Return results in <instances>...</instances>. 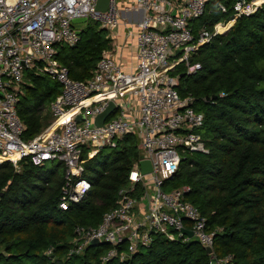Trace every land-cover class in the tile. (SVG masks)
I'll return each mask as SVG.
<instances>
[{
  "label": "built area",
  "instance_id": "built-area-1",
  "mask_svg": "<svg viewBox=\"0 0 264 264\" xmlns=\"http://www.w3.org/2000/svg\"><path fill=\"white\" fill-rule=\"evenodd\" d=\"M95 1L0 0V162L7 160L16 167L22 157L34 164L60 161L63 182L57 205L65 209L90 187L83 175L84 162L100 147H114L122 135L134 134L140 156L127 173L128 183L118 188L114 205L95 225H74L66 255L83 253L97 238L109 245L99 262L106 264L147 247L152 234L161 233L168 239L195 238L211 248L210 264H232L230 254L212 252L213 231L198 207L185 198L188 185L163 187L183 154L208 151L199 132L203 114L190 105L189 93L180 96L179 74L173 71L178 64L186 74L197 69L199 63L191 61V55L210 35L222 32L216 25L252 12L264 0H232L229 18L215 22L209 32L199 26L195 33L192 22L204 12L207 0H108L103 10L95 8ZM217 7L226 10L223 2ZM122 11H136L123 21L127 43L131 39L135 46L134 62L124 69L105 48L90 76L71 77L56 56V44L73 45L78 40L77 23L71 18L84 16L111 29L121 22ZM25 69L59 84V92L47 104L51 118L30 138L22 137L24 126L16 112ZM108 100L113 101V110L102 125H95L93 117ZM79 113L81 119L76 118ZM141 158H147L151 167L143 174Z\"/></svg>",
  "mask_w": 264,
  "mask_h": 264
},
{
  "label": "trees",
  "instance_id": "trees-1",
  "mask_svg": "<svg viewBox=\"0 0 264 264\" xmlns=\"http://www.w3.org/2000/svg\"><path fill=\"white\" fill-rule=\"evenodd\" d=\"M231 1L207 0L192 22L193 32L199 26L209 32L215 22L226 20ZM218 2L226 4L224 12ZM96 25L86 19L76 43L56 44V56L73 78L90 76L109 46L106 28ZM190 59L199 67L186 74L182 64L176 65V90L180 96L189 93L190 105L202 112L199 132L208 151L183 154L163 187L188 185L185 198L206 217L215 255L230 254L232 264H264V1L252 12L234 16L226 30L199 44ZM23 78L16 112L24 126L22 137L30 138L51 118L41 109L59 92V84L33 69H25ZM139 156L137 137L130 133L114 147H100L84 162L90 187L65 209L57 205L63 182L60 161L34 164L22 157L16 167L1 161L0 264H99L109 247L105 243L66 255L73 227L95 225L114 205L116 191L128 183L127 173ZM106 264H210V259L195 238L153 233L147 247Z\"/></svg>",
  "mask_w": 264,
  "mask_h": 264
},
{
  "label": "crops",
  "instance_id": "crops-1",
  "mask_svg": "<svg viewBox=\"0 0 264 264\" xmlns=\"http://www.w3.org/2000/svg\"><path fill=\"white\" fill-rule=\"evenodd\" d=\"M133 16H136V11ZM128 11H122L120 13L121 22L115 28L108 29L109 34V46L106 47L112 57L121 64L122 68L126 69L129 64L134 62L135 58V46L130 39L127 43L128 38L124 36L123 21L128 20L132 16ZM47 106V105H46Z\"/></svg>",
  "mask_w": 264,
  "mask_h": 264
},
{
  "label": "water",
  "instance_id": "water-1",
  "mask_svg": "<svg viewBox=\"0 0 264 264\" xmlns=\"http://www.w3.org/2000/svg\"><path fill=\"white\" fill-rule=\"evenodd\" d=\"M107 1L108 0H96L95 1V8L99 9V10H103L107 5ZM85 20H86V18L84 16H74L71 18V22L74 24L85 22ZM76 32L79 33L80 29L76 28ZM113 108H114L113 101L108 100L107 103L104 105V107L93 117V123L95 125H102L103 120L110 114V112L113 110ZM76 118L81 119L82 114L81 113L77 114ZM138 165H139L140 173H142V174L150 171V169H151L149 160L147 158L139 159ZM181 231L186 233L188 236H190L192 233L191 230L186 229V228H182ZM98 243H99V241L97 240V238H92L89 241V245H95ZM203 249H204L205 253H209L211 250V248L209 246H204Z\"/></svg>",
  "mask_w": 264,
  "mask_h": 264
},
{
  "label": "rangeland",
  "instance_id": "rangeland-1",
  "mask_svg": "<svg viewBox=\"0 0 264 264\" xmlns=\"http://www.w3.org/2000/svg\"><path fill=\"white\" fill-rule=\"evenodd\" d=\"M229 18V17H228ZM83 23L84 22H82V23H77L76 24V28H81L82 26H83ZM232 23V22H231ZM97 24V23H96ZM96 26H98V27H101V26H99V24L98 25H96ZM212 30H213V26H212ZM108 33H110V31L108 30V29H106V36H109V34ZM41 113L42 114H47L49 117L48 118H50L51 117V115H50V113H49V109H48V107L45 105L42 109H41ZM107 149V148H106ZM82 254V253H81Z\"/></svg>",
  "mask_w": 264,
  "mask_h": 264
},
{
  "label": "bare ground",
  "instance_id": "bare-ground-1",
  "mask_svg": "<svg viewBox=\"0 0 264 264\" xmlns=\"http://www.w3.org/2000/svg\"><path fill=\"white\" fill-rule=\"evenodd\" d=\"M231 22H232V19L230 18V19H228L227 21H225L224 23H218V24L216 25V29H217L218 31H223L225 28H227V26H228L229 24H231Z\"/></svg>",
  "mask_w": 264,
  "mask_h": 264
}]
</instances>
